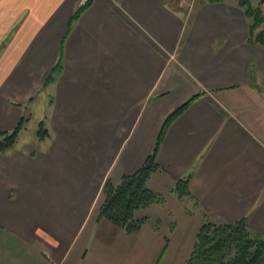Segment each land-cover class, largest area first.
<instances>
[{"label":"crops","instance_id":"1","mask_svg":"<svg viewBox=\"0 0 264 264\" xmlns=\"http://www.w3.org/2000/svg\"><path fill=\"white\" fill-rule=\"evenodd\" d=\"M80 1L0 0V130L43 106L48 131L0 152V264H183L178 227L163 250L149 224L126 234L92 218L104 180L134 172L167 113L202 91L169 125L148 186L163 194L191 173L202 212L264 232V46L247 40L243 8L92 0L70 23Z\"/></svg>","mask_w":264,"mask_h":264},{"label":"trees","instance_id":"2","mask_svg":"<svg viewBox=\"0 0 264 264\" xmlns=\"http://www.w3.org/2000/svg\"><path fill=\"white\" fill-rule=\"evenodd\" d=\"M217 2L223 0H207ZM240 5L248 24V41L258 42L264 46V11L260 2L253 4L251 0H235ZM92 0H86L79 5L71 16L70 23L77 19L81 12L85 10ZM62 47L59 50V57L47 75L46 82L53 79L61 67ZM204 92H196L175 106L162 120L155 142L149 154L142 164L132 173L124 174L119 181L114 182L107 177L100 190L101 199L96 207V220H106L115 227L123 230L127 234L137 233L144 224L153 221L157 229L159 219H151L149 216H137L141 209L152 205H161L164 196L149 188L150 177L160 170L157 161V153L164 135L172 121L196 98ZM29 117L21 116L10 131L0 130V152L4 153L11 149L23 131L24 124ZM37 137L44 139L48 134L44 126V121L38 123ZM191 173L177 178L171 190L176 197H192L189 189ZM204 221L198 227L195 234L191 251L184 261V264H264V232L253 230L246 219L241 217L231 223H218L202 212ZM175 225L173 222L169 230ZM164 243L168 238L163 236Z\"/></svg>","mask_w":264,"mask_h":264},{"label":"rangeland","instance_id":"3","mask_svg":"<svg viewBox=\"0 0 264 264\" xmlns=\"http://www.w3.org/2000/svg\"><path fill=\"white\" fill-rule=\"evenodd\" d=\"M179 1L180 0H167V3L176 8L177 5L179 4ZM182 1L187 2V4L189 5L190 3L193 2L197 3L199 0H182ZM251 1L255 2L254 0ZM34 104L36 105V107L38 106L37 99L35 100ZM45 112H46L45 108H43V106L42 108L41 106H39L35 111V114L31 118L29 117V120L24 124L23 131L21 132L20 136L16 141V145L19 148L36 149L44 144L43 139H39L37 137V130L39 128L38 123L40 120L44 119ZM117 182H114V184ZM171 188L165 190L163 194L161 193L164 196L165 200L161 205H159L158 207L159 210L156 211L157 215L155 214V216L150 217L151 219H156V218L159 219L157 223V229L155 228L153 221L149 222L148 224L152 228H154L159 234H164L163 236H166L168 238V241H169V237H171V234L176 229V227H178L177 232L179 233V235L184 237L186 235L191 236V240L189 241L190 250L185 256L186 259L191 251L197 229L204 221V217L201 209L199 208V206L196 204L195 200L192 197H183L182 199H179L178 197H176V195L171 190ZM95 213L96 210L93 212V216H94L92 218L93 220H96ZM142 213H144V211H142ZM173 222H175V225L172 227V230L170 231L169 226Z\"/></svg>","mask_w":264,"mask_h":264},{"label":"built area","instance_id":"4","mask_svg":"<svg viewBox=\"0 0 264 264\" xmlns=\"http://www.w3.org/2000/svg\"><path fill=\"white\" fill-rule=\"evenodd\" d=\"M86 2V0H81L80 3L81 5L84 4Z\"/></svg>","mask_w":264,"mask_h":264}]
</instances>
